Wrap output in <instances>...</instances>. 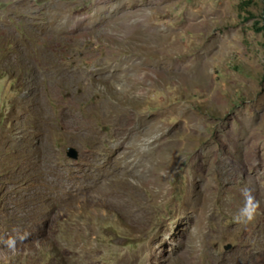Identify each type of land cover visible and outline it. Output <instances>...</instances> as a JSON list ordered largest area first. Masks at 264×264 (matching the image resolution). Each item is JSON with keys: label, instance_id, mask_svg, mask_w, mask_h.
Here are the masks:
<instances>
[{"label": "rangeland", "instance_id": "rangeland-1", "mask_svg": "<svg viewBox=\"0 0 264 264\" xmlns=\"http://www.w3.org/2000/svg\"><path fill=\"white\" fill-rule=\"evenodd\" d=\"M0 264H264V0H0Z\"/></svg>", "mask_w": 264, "mask_h": 264}, {"label": "water", "instance_id": "water-1", "mask_svg": "<svg viewBox=\"0 0 264 264\" xmlns=\"http://www.w3.org/2000/svg\"><path fill=\"white\" fill-rule=\"evenodd\" d=\"M66 155L68 156V157H70V158H72V159H76L77 158V156H78V152H77V150L74 148V147H67V149H66ZM230 247V244H227L226 246H225V249H227V248H229Z\"/></svg>", "mask_w": 264, "mask_h": 264}]
</instances>
